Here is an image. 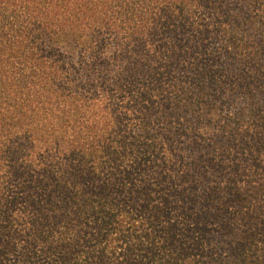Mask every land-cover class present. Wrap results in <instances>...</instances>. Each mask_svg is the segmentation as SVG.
Segmentation results:
<instances>
[{
	"label": "trees",
	"instance_id": "obj_1",
	"mask_svg": "<svg viewBox=\"0 0 264 264\" xmlns=\"http://www.w3.org/2000/svg\"><path fill=\"white\" fill-rule=\"evenodd\" d=\"M236 1L0 0V264H264V0Z\"/></svg>",
	"mask_w": 264,
	"mask_h": 264
},
{
	"label": "rangeland",
	"instance_id": "obj_2",
	"mask_svg": "<svg viewBox=\"0 0 264 264\" xmlns=\"http://www.w3.org/2000/svg\"><path fill=\"white\" fill-rule=\"evenodd\" d=\"M234 2H236L235 6H240L241 4V2H237L236 0H234ZM236 13L240 15L238 16V18H241L243 15V13L238 9H236ZM243 26H244L245 32L247 33L246 36L249 39V41L253 43L254 45H258V43H260V41L262 40V37L264 36V31L261 30V27H253L252 24H248L247 27L245 25ZM261 49L262 47H260L259 45V55L264 58V50L261 51ZM234 71H237L236 66L234 67Z\"/></svg>",
	"mask_w": 264,
	"mask_h": 264
}]
</instances>
